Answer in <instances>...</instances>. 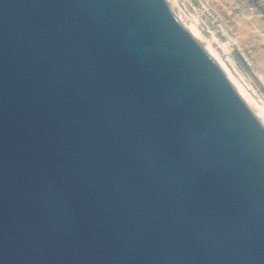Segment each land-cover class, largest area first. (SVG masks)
Wrapping results in <instances>:
<instances>
[{
	"label": "water",
	"instance_id": "95a60500",
	"mask_svg": "<svg viewBox=\"0 0 264 264\" xmlns=\"http://www.w3.org/2000/svg\"><path fill=\"white\" fill-rule=\"evenodd\" d=\"M0 264H264V124L167 0H0Z\"/></svg>",
	"mask_w": 264,
	"mask_h": 264
},
{
	"label": "rangeland",
	"instance_id": "374dc122",
	"mask_svg": "<svg viewBox=\"0 0 264 264\" xmlns=\"http://www.w3.org/2000/svg\"><path fill=\"white\" fill-rule=\"evenodd\" d=\"M177 1L187 21H196L231 70L264 102V0Z\"/></svg>",
	"mask_w": 264,
	"mask_h": 264
},
{
	"label": "bare ground",
	"instance_id": "6f19581e",
	"mask_svg": "<svg viewBox=\"0 0 264 264\" xmlns=\"http://www.w3.org/2000/svg\"><path fill=\"white\" fill-rule=\"evenodd\" d=\"M170 5L178 17V19L189 29V31L198 39L204 42V47L206 50L218 61V63L224 68L231 81L235 85L237 91L248 104V106L252 109V111L256 114V116L261 120L264 124V102H262L259 97L248 87L246 82L237 76L231 68L228 66L226 61L219 54V51L216 47L213 46L211 41L207 40L202 30L200 31L199 26L196 21L189 23L185 18V12L182 8H180L177 0H168ZM203 45V43H202Z\"/></svg>",
	"mask_w": 264,
	"mask_h": 264
}]
</instances>
